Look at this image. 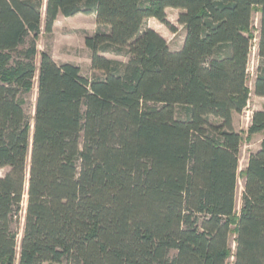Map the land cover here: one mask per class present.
Here are the masks:
<instances>
[{
    "label": "trees",
    "instance_id": "1",
    "mask_svg": "<svg viewBox=\"0 0 264 264\" xmlns=\"http://www.w3.org/2000/svg\"><path fill=\"white\" fill-rule=\"evenodd\" d=\"M168 8L178 50L146 27L175 32ZM80 13L96 15L101 77L45 51L36 62L41 32ZM252 94L264 0H0V264H264V110L242 172L234 128Z\"/></svg>",
    "mask_w": 264,
    "mask_h": 264
},
{
    "label": "rangeland",
    "instance_id": "2",
    "mask_svg": "<svg viewBox=\"0 0 264 264\" xmlns=\"http://www.w3.org/2000/svg\"><path fill=\"white\" fill-rule=\"evenodd\" d=\"M179 9L168 8L167 9V19L172 26L176 28V31L170 30L165 24L161 23L155 18H151L147 21L146 27L152 28L160 33L168 42L172 50H178L182 47L185 28L183 25L179 24L178 17L180 14ZM255 23H258V14L255 15ZM99 31V25L97 23L95 14H77L72 17H66L59 15L54 23L51 32L42 31L38 39V55L36 57V62L39 65L40 57L42 52H48L58 64L62 63H73L81 68V73L83 76L93 79L96 77H101L102 72L92 68V51L86 45V38L88 36H94ZM252 48L250 63L248 68V83L253 88L255 69L258 65V51L256 42ZM105 56L126 61L127 58L122 55H115L113 53H104ZM37 82V81H36ZM37 96V83L35 87L28 95V111L29 114H34V104ZM264 110V98L258 97L254 94L251 95L245 110L240 114L234 115V128L242 133L243 142L240 154V165L239 172H242L248 163V158L251 152L257 150L259 141L261 139L260 135L254 134L252 136L248 135V128L251 124V117L254 111ZM4 171H0L2 175ZM244 190L243 178H239L238 191H237V208L240 210L241 198ZM235 246V244H232ZM234 258H231L228 264H233Z\"/></svg>",
    "mask_w": 264,
    "mask_h": 264
},
{
    "label": "crops",
    "instance_id": "3",
    "mask_svg": "<svg viewBox=\"0 0 264 264\" xmlns=\"http://www.w3.org/2000/svg\"><path fill=\"white\" fill-rule=\"evenodd\" d=\"M261 98H264V97H261ZM256 135V134H255ZM258 135H260V137H261V139H262V137H263V135L262 134H258ZM261 139H260V141H259V144H260V142H261ZM260 146V145H259ZM259 146H258V148H259ZM257 148V149H258Z\"/></svg>",
    "mask_w": 264,
    "mask_h": 264
},
{
    "label": "water",
    "instance_id": "4",
    "mask_svg": "<svg viewBox=\"0 0 264 264\" xmlns=\"http://www.w3.org/2000/svg\"><path fill=\"white\" fill-rule=\"evenodd\" d=\"M46 8V7H45Z\"/></svg>",
    "mask_w": 264,
    "mask_h": 264
}]
</instances>
